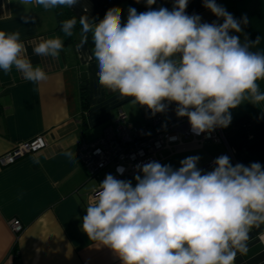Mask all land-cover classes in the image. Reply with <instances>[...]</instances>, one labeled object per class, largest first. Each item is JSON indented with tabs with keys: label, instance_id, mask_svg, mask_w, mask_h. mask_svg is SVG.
Here are the masks:
<instances>
[{
	"label": "clouds",
	"instance_id": "9594fccd",
	"mask_svg": "<svg viewBox=\"0 0 264 264\" xmlns=\"http://www.w3.org/2000/svg\"><path fill=\"white\" fill-rule=\"evenodd\" d=\"M78 2L20 0L26 12L33 4L51 10ZM155 3L146 0L140 12L130 7L126 22L119 7L107 10L99 23L80 18L77 51L91 33L102 88L131 98L153 116L174 103L176 115L187 117L196 135L228 127L230 110L245 101L264 103L258 83L264 81V52L251 51L260 38L245 37L242 43L230 34L242 32L246 16L237 20L216 0H203L223 20L207 23L186 13L189 0H174L172 10H155ZM76 24L75 17L67 19L61 31L70 37ZM63 47L57 36L41 40L33 53L56 58ZM13 67L35 85L48 79L28 58L20 33L0 30V70L8 74ZM65 155L72 158L71 152ZM199 160L186 157L178 169L158 161L137 164L134 187L131 180L107 174L90 197L81 230L111 249L121 264H235L237 253L249 251L250 231L264 225V166H233L221 155L213 170L204 171Z\"/></svg>",
	"mask_w": 264,
	"mask_h": 264
},
{
	"label": "crops",
	"instance_id": "0c3cea01",
	"mask_svg": "<svg viewBox=\"0 0 264 264\" xmlns=\"http://www.w3.org/2000/svg\"><path fill=\"white\" fill-rule=\"evenodd\" d=\"M234 18L246 16L237 35L241 42H260L251 51L264 52V0H216ZM174 0H156L153 8L172 10ZM122 10L126 22L128 9L138 12L147 8L146 0H79L70 7L80 19L82 16L96 23L110 8ZM25 6L20 0H0V30L19 32L26 54L33 66H40L48 79L35 85L23 79L15 67L8 74L0 70V155L16 144L43 134L47 146L28 154L9 166H0V264H121L111 249L91 241L81 230L91 194L111 168H106L96 178H90L82 164L77 149L82 142L102 134L106 123L123 111L133 122H140L145 107L134 106L131 98L120 99L101 87L97 76L98 63L93 56L92 34L79 51L81 29L74 34V43L64 46L56 58L38 56L33 48L43 39L59 36L56 31L54 9L45 10L39 5ZM188 15H199L201 22L223 23L203 0H189ZM34 19L25 21L24 16ZM82 73L87 81L88 105L82 113ZM264 92V81H258ZM176 105L170 104L162 115L168 122L178 117ZM232 120L228 127L220 128L221 142L205 140L202 143L182 139L177 149L163 151V164L174 169L186 157L198 155V168L213 170V161L221 156L230 157L235 166L259 162L264 166V103L253 105L245 101L230 110ZM71 152L69 159L65 153ZM137 173L123 178L131 180L133 187ZM19 220L24 229L15 234L9 221ZM248 253H237L235 264H264V225L249 233Z\"/></svg>",
	"mask_w": 264,
	"mask_h": 264
},
{
	"label": "built area",
	"instance_id": "2783aa9c",
	"mask_svg": "<svg viewBox=\"0 0 264 264\" xmlns=\"http://www.w3.org/2000/svg\"><path fill=\"white\" fill-rule=\"evenodd\" d=\"M183 138L200 143L205 140L221 142L223 133L220 128H216L210 133L196 135L191 131L187 117L168 122L162 115L153 116L144 112L140 122H133L123 111H119L116 118L105 124L100 136L79 145L77 154L90 178H96L100 172L111 168L113 176L122 180L137 173V164L160 162L164 158L163 151L169 148L177 149ZM47 144L43 134L16 144L0 155V166L14 164L24 156L44 149ZM118 167H123V173L117 172ZM93 193L94 190L91 196ZM9 224L17 235L24 229L17 219L10 220Z\"/></svg>",
	"mask_w": 264,
	"mask_h": 264
},
{
	"label": "trees",
	"instance_id": "16d2710c",
	"mask_svg": "<svg viewBox=\"0 0 264 264\" xmlns=\"http://www.w3.org/2000/svg\"><path fill=\"white\" fill-rule=\"evenodd\" d=\"M55 11V16H56V31L64 41V46H70L74 43V34L78 32L81 29V25L79 24V18L74 14V12L71 10L70 7L67 6H58L54 8ZM75 17L77 20V24L73 30V35L70 37H67L63 34L61 31V24L63 21L67 19H71ZM81 87L83 90V95H82V113L85 111L88 105V96H87V81L85 78L81 80Z\"/></svg>",
	"mask_w": 264,
	"mask_h": 264
},
{
	"label": "water",
	"instance_id": "95a60500",
	"mask_svg": "<svg viewBox=\"0 0 264 264\" xmlns=\"http://www.w3.org/2000/svg\"><path fill=\"white\" fill-rule=\"evenodd\" d=\"M81 77H82V79L85 78V73H82Z\"/></svg>",
	"mask_w": 264,
	"mask_h": 264
}]
</instances>
